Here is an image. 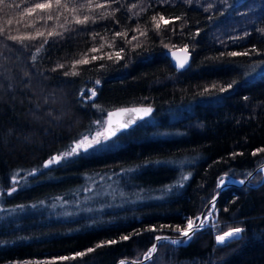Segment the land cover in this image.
Returning a JSON list of instances; mask_svg holds the SVG:
<instances>
[{
    "label": "trees",
    "instance_id": "obj_1",
    "mask_svg": "<svg viewBox=\"0 0 264 264\" xmlns=\"http://www.w3.org/2000/svg\"><path fill=\"white\" fill-rule=\"evenodd\" d=\"M36 2L41 0H25ZM23 7L0 11V27L6 29L0 35V264L141 260L156 235H178L177 226L186 227L188 218L195 221L202 212V218L211 215V225L181 244L161 240L143 264H264V171L225 188L209 204L221 177L244 179L264 164V151H257L264 148V0H119L111 6L119 8L115 17L87 26L69 23L70 31L49 38L39 52L43 38L26 46L6 39L51 30L39 13L21 18ZM157 13L181 19L157 34L151 21ZM86 14L87 9L79 13ZM64 15L72 20L71 13ZM33 22L35 27L25 26ZM61 23L63 16L48 22L63 32ZM137 28L147 29V36ZM126 29L127 39L115 36ZM93 33L99 35L93 39ZM101 44L102 51L90 52ZM185 45L190 63L175 70L165 51ZM121 47L124 58L117 61ZM92 55L103 59L73 69V60ZM233 81L232 88L219 91ZM93 88L97 95L89 98ZM60 93L64 104L51 105ZM126 105H147L152 112L117 135L120 145L61 160L45 168L53 176L44 177L47 159L102 130L104 123L94 122ZM102 175L108 179L100 181ZM87 183L107 190L96 198L98 208L67 205L70 214H61L65 204L57 198ZM120 193L121 202L111 204ZM232 227L244 229L242 238L217 244L216 236ZM124 235L130 239L121 240ZM109 240L117 243L96 248ZM89 248L95 250L83 257L57 259Z\"/></svg>",
    "mask_w": 264,
    "mask_h": 264
},
{
    "label": "snow or ice",
    "instance_id": "obj_2",
    "mask_svg": "<svg viewBox=\"0 0 264 264\" xmlns=\"http://www.w3.org/2000/svg\"><path fill=\"white\" fill-rule=\"evenodd\" d=\"M162 2H167V0H162ZM187 3H191L192 0H186ZM119 0H104L103 3L98 2V0H87V3H84L83 0H41V2L31 3L30 5L25 3V0H20L19 3H16L15 0H13L12 3H6V0H0V11H3L4 8H15L17 10L21 9V5L24 4V7L22 11L19 12V15L21 18L24 16L27 17H33L37 13H39V19L43 20L45 23V26L48 28H51V30L47 31L45 33L44 31H40L39 28L36 29L35 34H24V35H6V39L14 41L21 46H26L25 41H35L43 38V43L40 44V47L37 48V52L41 51L45 45L49 43V38L56 37V36H63L64 32L70 31L69 27L67 26L69 23H74L78 26H87L90 22L92 24H95L97 22V19H108L109 17H115V14L117 11H119V8L113 9L111 6L112 4H118ZM212 4L210 3L208 5V8L205 9V11H208L212 8ZM133 8L136 7V5L132 6ZM61 9L63 12H61ZM87 9L90 14L86 15H79V13ZM96 10H100L99 16H93L91 13H94ZM143 11V9H141ZM55 13V14H54ZM65 13H71L72 14V20H69V17L67 15H64ZM134 15H140L139 12L133 13ZM63 16L64 23L59 24V27L63 29V32L56 31L55 26L49 25V21H59L61 17ZM181 17L176 16L174 18H166L163 14L157 13L156 15H153L151 17V21L153 24V29L159 34L161 31L166 29L168 25L174 23L175 20H180ZM20 21H17L19 23ZM118 22V21H117ZM13 23L12 19L7 20V24L11 25ZM26 27H35V22L26 24ZM79 30V29H77ZM137 32H139V36H147L148 30H140L139 28L136 29ZM174 31V30H173ZM261 32H264V29H260ZM6 32V29L4 27H0V35H4ZM199 33H195V35H198ZM99 34L93 33V39H95ZM116 37H122L127 39L128 38V30L126 29L123 32H116ZM139 36H133L131 37V40H138ZM131 42V41H129ZM115 45V41L112 43H108L107 46L109 48H113ZM167 46V45H166ZM105 47L104 44H101L99 48L93 47L90 49V52H100ZM137 47H140L138 44ZM174 47V46H173ZM135 50V49H133ZM171 55L173 59L175 60V67L177 69H183L189 61L191 53L189 52L188 46L185 45L182 49L173 51L170 49ZM252 52H255V47L252 48ZM125 52L124 48H120L119 51L115 52V58L117 61L123 59L122 53ZM179 53V54H178ZM109 59H112V54H107ZM229 56H238V55H249V52L244 53H238V52H229ZM97 59H103V56H96L92 55L90 58L87 56L82 59L73 60L72 66L73 69L76 68L77 65H86L89 64L92 61H96ZM58 68H63L64 65L60 64L57 65ZM103 67V65H101ZM255 70V69H254ZM55 71V69H53ZM72 75H78L77 72L73 71L71 73ZM27 75V74H26ZM65 75H69L68 72H65ZM95 83L99 85L101 83L100 80H96ZM236 83V81H233L232 83H229L227 87H220V92H225L228 89L232 88L233 85ZM213 88L216 86L213 85ZM91 95L89 98L95 97L97 95L96 89H90ZM210 89L205 88L204 92H209ZM247 99V97H245ZM94 107H99L97 105H94ZM152 112L151 107H131V108H120L115 111H109L107 113V120H106V127L103 128V130H97L95 132V135L92 136H84L79 141L74 142L73 146H71L68 150L64 151L61 154H58L56 156L51 157L44 165L43 167L47 168L50 164L60 162L61 160H65L69 157L76 156L80 153L81 150L87 152L89 149L95 150V146L101 145L103 147H106L107 145L103 142L110 141L112 137H115L118 132H121L125 129H128L131 125L135 124L138 120H142L144 117H147ZM113 117H119L118 120H113ZM94 123L96 124H102L105 123L103 121L97 120ZM257 151H264V148L258 149ZM233 155H236L235 153ZM253 155H256V152L253 153ZM153 163V162H149ZM154 163H163L162 161H156ZM261 171H264V165L260 168ZM227 175V174H226ZM251 173H248L247 176H251ZM182 180H187V176H182ZM15 181V177L13 178ZM224 178L221 177L220 181L217 185V187H220L224 184ZM229 182L236 183V181L229 178ZM239 184L243 185L245 183V180L238 181ZM16 188L13 187L10 191L15 192ZM215 197L213 198V200ZM214 210V209H213ZM207 220V217L201 218L196 217L195 221L192 218H188L186 222V227H176V231L179 232L181 237H186L188 239H191V237L201 228L205 226V221ZM198 221V222H196ZM215 227V225H213ZM163 227V226H162ZM151 231H156L155 228L150 229ZM244 229L240 227H232L229 228L228 231L223 232L222 235L216 236V242L217 244H224L226 242H229L233 239H240L242 238L239 234L243 233ZM138 234V233H137ZM130 239L129 235H124L121 237V240L127 241ZM167 239L166 237L156 236L155 240L160 241ZM185 241L180 240H172L171 243L173 245L184 243ZM105 243L108 245L117 243L116 240H109L104 243H99L96 245V248L104 247ZM157 244H153L148 251L144 255V259H150L151 254L155 253L157 250ZM95 249L89 248L86 250V252H79L74 254L71 257L65 256V257H58L59 260H74L77 257H83L87 253L93 252ZM35 264H55V261H37ZM119 264H125L124 260H121ZM132 264H141L140 261H133Z\"/></svg>",
    "mask_w": 264,
    "mask_h": 264
},
{
    "label": "rangeland",
    "instance_id": "obj_3",
    "mask_svg": "<svg viewBox=\"0 0 264 264\" xmlns=\"http://www.w3.org/2000/svg\"><path fill=\"white\" fill-rule=\"evenodd\" d=\"M176 70V69H175ZM61 94V93H60ZM55 95V98L53 99V100H51L50 102H51V105H63L64 104V101L62 100V94L61 95ZM126 106H130V105H126ZM119 107H123V106H119ZM28 117H30L31 119H32V116H28ZM146 119V118H145ZM144 119V120H145ZM143 121V120H142ZM142 121H140V122H142ZM104 125H103V128L106 126V116H105V119H104ZM139 122V123H140ZM103 128H102V130H103ZM130 129V128H129ZM128 130V129H127ZM95 132L96 131H92L91 133H89V134H86L85 136H92V135H95ZM119 134V133H118ZM84 137V136H83ZM80 139H82V137L80 138ZM80 139H78V140H76V141H79ZM17 140H18V137H17ZM75 141V142H76ZM104 144H106L107 146L106 147H103V146H101V145H97V146H95V150H93V149H89L87 152H85V151H83V150H81L80 151V153L78 154V155H81V154H90V153H98L99 151L101 152V150H108L107 148H110V147H116V146H118V145H120V140L119 139H117V135L115 136V137H112V139L110 140V141H107V142H103ZM74 144V143H73ZM73 144H72V146H73ZM72 158V157H71ZM50 159V158H49ZM49 159H47L44 163H43V165L49 160ZM58 164V162L57 163H53V164H50L48 167H47V169L49 168V167H52V166H55V165H57ZM259 167V166H258ZM45 170V167H44V170H45V175H44V177H50V176H53V175H51L52 173H53V170ZM258 170H260V169H258ZM253 172V171H252ZM255 172V171H254ZM253 172V173H254ZM105 175H102L101 176V178L99 179L100 181H102L103 180V177H104ZM107 179H108V176H105ZM229 178H231V177H226V178H224V181L225 182H229ZM232 180H242V179H234V178H231ZM245 179V178H244ZM94 182H95V180H94ZM224 182V183H225ZM246 184V183H245ZM244 185V184H243ZM218 190H219V187H218ZM107 190L106 189H104V187H102V186H100L99 184H90V183H87V184H82V186L81 187H78V190L77 191H75V192H73L72 194H66L65 196H67V197H63L62 195H60L57 199H60L62 202H63V208L61 207V208H58V209H60V213L61 214H63V215H65V214H70L69 213V207H66L67 205L68 206H81V205H83V206H81V207H84V208H92V210H94V209H97L98 207H97V200H96V198L97 197H99V196H101V195H103L105 192H106ZM216 194H218V192H216ZM215 195V194H214ZM219 195V194H218ZM218 197V196H217ZM217 199V198H216ZM215 199V200H216ZM121 200H122V196H121V193L120 194H118V196H117V201H111L110 203L111 204H114V205H117V204H119V202H121ZM215 200L212 202V203H209V204H213L214 202H215ZM87 202L89 203V205L87 204ZM101 204V203H100ZM103 205H109L108 204V202H104L103 203ZM56 208V207H55ZM89 209H85V210H89ZM78 210H77V208H75V212H77ZM203 213V212H202ZM199 217V216H198ZM205 217H207V220L205 221V226H207V225H211V215H209V214H207ZM204 226V227H205ZM220 235H222V234H220ZM187 238L186 237H182V238H180L179 240L180 241H185ZM215 240H216V238H215ZM164 241V240H163ZM168 242V241H167Z\"/></svg>",
    "mask_w": 264,
    "mask_h": 264
},
{
    "label": "water",
    "instance_id": "obj_4",
    "mask_svg": "<svg viewBox=\"0 0 264 264\" xmlns=\"http://www.w3.org/2000/svg\"><path fill=\"white\" fill-rule=\"evenodd\" d=\"M182 48H183V47H177V48H171V49H172L173 51H176V50H179V49H182ZM189 52H190V51H189ZM178 54H179V53H178ZM165 55L169 58V60H170V62H171V64H172V66H173L174 69H176V70H183V69H185V68L189 65L190 60H191V55H190V58H189L188 64H187L183 69H177V68L175 67V60L173 59V57H172V55H171V51H170V49H168V50L165 51ZM131 107H150V106H147V105H130V106L117 107V108L111 109V110H109V111H115V110L120 109V108H131ZM109 111H108V112H109ZM108 112H107V113H108ZM147 117H148V116H147ZM147 117H144L142 120H144V119L147 118ZM118 119H120V118H119V117H113V120H114V121H115V120H118ZM106 120H107V115H106ZM142 120H138L135 124L131 125L129 128H131V127H133L134 125L138 124V123H139L140 121H142ZM105 127H106V126H105ZM129 128H128V129H129ZM125 130H127V129H125ZM125 130H123V131H125ZM121 132H122V131H121ZM118 133H120V132H118ZM118 133H117V134H118ZM262 165H264V164H262ZM262 165H261V166H262ZM261 166L257 167L254 171L260 169ZM251 174H253V172H251ZM251 176H252V175H251ZM251 176H247L245 179H242V180H245V183H246L247 180H248ZM234 181H236V183L225 182L222 186H220V187H219V190H218V194H219L222 190H224L225 188H227V187H230V186H241V184L238 183V181H240V180H234ZM245 183H244V184H245ZM218 194H215V195L211 198V200L209 201V203H212V202L217 198ZM214 197H215V199L213 200ZM199 217L202 218V213L200 214ZM196 222H198V221H196ZM156 236L166 237L167 239H164V241H168V242H170V243H171L172 240H179L180 238H182V237L180 236V234H178V235L158 234V235H156ZM156 236H155V237H156ZM160 241H161V240H160ZM160 241H157V240H155V238H154V243H153V244H157V246H158V243H159ZM151 256H152V254H151ZM121 260H124L125 262H129L130 264H132L133 261H140L141 264H143V263H145L146 261H148L149 259H144V257H143L141 260H133V259H124V258H123V259H120L116 264H119V262H120Z\"/></svg>",
    "mask_w": 264,
    "mask_h": 264
},
{
    "label": "bare ground",
    "instance_id": "obj_5",
    "mask_svg": "<svg viewBox=\"0 0 264 264\" xmlns=\"http://www.w3.org/2000/svg\"><path fill=\"white\" fill-rule=\"evenodd\" d=\"M107 115V114H106ZM137 125V124H136ZM135 126V125H134ZM123 132V131H122ZM121 133V132H120ZM118 135V134H117ZM254 172V171H253Z\"/></svg>",
    "mask_w": 264,
    "mask_h": 264
}]
</instances>
